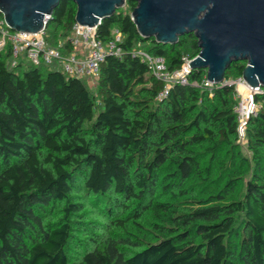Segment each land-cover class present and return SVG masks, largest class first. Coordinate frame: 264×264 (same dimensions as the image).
I'll list each match as a JSON object with an SVG mask.
<instances>
[{
	"label": "trees",
	"instance_id": "trees-1",
	"mask_svg": "<svg viewBox=\"0 0 264 264\" xmlns=\"http://www.w3.org/2000/svg\"><path fill=\"white\" fill-rule=\"evenodd\" d=\"M136 6L126 0L98 25L102 42L122 32L123 53L106 57L94 86L55 65L12 67L11 48L0 51V264H264V92L250 156L233 85L210 95L206 71L192 69L157 101L164 83L133 50L175 71L200 48L192 33L174 44L141 37ZM76 10L60 1L50 46L71 34ZM245 66L233 62L225 79Z\"/></svg>",
	"mask_w": 264,
	"mask_h": 264
},
{
	"label": "water",
	"instance_id": "water-1",
	"mask_svg": "<svg viewBox=\"0 0 264 264\" xmlns=\"http://www.w3.org/2000/svg\"><path fill=\"white\" fill-rule=\"evenodd\" d=\"M61 0H0V13L14 31L46 29ZM75 22L96 27L126 5V0H72ZM131 13L138 33L162 44L194 34L199 54L186 58L192 69L206 70L207 80L221 84L233 62L244 61L242 78L264 87V0H136ZM48 17V18H47Z\"/></svg>",
	"mask_w": 264,
	"mask_h": 264
},
{
	"label": "built area",
	"instance_id": "built-area-1",
	"mask_svg": "<svg viewBox=\"0 0 264 264\" xmlns=\"http://www.w3.org/2000/svg\"><path fill=\"white\" fill-rule=\"evenodd\" d=\"M52 17V16H51ZM50 17V19H51ZM48 18V17H47ZM97 27L81 26L75 22L71 34L65 41H60L56 46H50L46 40V29L37 33L19 32L10 29L2 13H0V51L11 48V66L16 67L21 62H29L33 66H56L66 75L77 79H86L91 85L96 84L101 64L107 56L121 57L123 50L122 32L115 28L112 39L102 42L96 36ZM69 45L71 50L63 54L64 45ZM133 54L144 62L152 76L164 83V88L157 96V101L164 100L171 88L176 84L187 85L192 68L188 66L186 58L179 70L170 71L166 60L162 56H154L144 49H135ZM21 55H24L21 58ZM206 71V70H205ZM233 85L236 90L237 104V133L239 141L246 142V130L251 117L255 116L258 105L255 96L264 92L263 87L251 88L242 76L225 80L221 84H214L205 76L201 87L210 95L221 86Z\"/></svg>",
	"mask_w": 264,
	"mask_h": 264
},
{
	"label": "rangeland",
	"instance_id": "rangeland-1",
	"mask_svg": "<svg viewBox=\"0 0 264 264\" xmlns=\"http://www.w3.org/2000/svg\"><path fill=\"white\" fill-rule=\"evenodd\" d=\"M124 10H126V9H124ZM24 55H21V58L23 57ZM24 61H26L25 59H24ZM25 64H27L26 62H24ZM247 142V141H246ZM246 142H244V141H240V144H241V146H242V148H243V152H244V154L245 155H247V156H250V153H249V151L246 149ZM89 216H90V218L93 220L96 216L94 215V214H92V212H90L89 213ZM75 228H76V230H74V232H75V234H76V236H77V241L78 242H83L85 239H84V236L82 235V232L81 231H78V229H79V226L78 225H75ZM77 250H80L76 245H73V248H72V252L74 253V256H76L77 255V253H78V251ZM72 253V254H73Z\"/></svg>",
	"mask_w": 264,
	"mask_h": 264
}]
</instances>
